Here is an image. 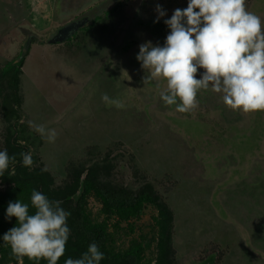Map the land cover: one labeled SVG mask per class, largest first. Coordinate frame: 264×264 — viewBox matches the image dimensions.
<instances>
[{"label":"rangeland","instance_id":"rangeland-1","mask_svg":"<svg viewBox=\"0 0 264 264\" xmlns=\"http://www.w3.org/2000/svg\"><path fill=\"white\" fill-rule=\"evenodd\" d=\"M103 1H119L105 33L97 20L70 39L49 42L61 26L90 19ZM157 5L166 11L158 22ZM185 7L187 0H0V66L30 40L18 96L0 110V150L15 156V174L10 165L0 193L26 177L64 208L85 181L133 190L150 183L171 213L165 252L157 246L160 206L148 205L131 231L125 223L115 227L88 199L92 221L109 224L108 249L115 254L143 234L139 264H264V110H232L221 94L201 90L197 107L178 112L160 99L166 80L152 79L136 59L142 43L165 41L151 27ZM246 8L264 19V0H246ZM105 93L124 107L106 105ZM29 121L54 128L55 142L41 138ZM29 151L33 164L24 167L21 153ZM1 210L0 237L13 227ZM86 251L70 231L58 264ZM14 259L47 264L18 260L0 239V264Z\"/></svg>","mask_w":264,"mask_h":264},{"label":"clouds","instance_id":"clouds-1","mask_svg":"<svg viewBox=\"0 0 264 264\" xmlns=\"http://www.w3.org/2000/svg\"><path fill=\"white\" fill-rule=\"evenodd\" d=\"M156 10L158 22L166 11L161 5ZM164 23L170 31L163 45L142 43L136 59L152 79L166 80V88L159 92L166 106L189 112L198 105V93L211 90L221 94L232 110H264V19L247 10L246 0H187V7L175 9ZM101 99L106 105L124 107L106 93ZM28 123L41 138L55 142L54 128ZM21 156L22 165L31 167V151ZM14 161L6 148L0 150V177L10 165V175L15 174ZM61 203L35 189L30 197L33 214L28 203L9 201L5 219L15 217L16 224L0 239L10 246L13 256L58 264L71 231L67 224L71 213ZM103 259L104 253L93 242L80 258H68L65 264H100Z\"/></svg>","mask_w":264,"mask_h":264},{"label":"trees","instance_id":"trees-1","mask_svg":"<svg viewBox=\"0 0 264 264\" xmlns=\"http://www.w3.org/2000/svg\"><path fill=\"white\" fill-rule=\"evenodd\" d=\"M117 1L110 7L105 6V1L98 2L94 9L90 21L80 29H84L92 22L102 20L103 25L101 32H106L105 27L108 23H113L112 13L118 8ZM97 11V12H96ZM107 24H106V23ZM170 29L165 23L155 24L151 27V33L156 39H161L167 35ZM73 37V36H71ZM70 37V38H71ZM68 38V39H70ZM33 39V38H32ZM30 40H27L23 49L12 59L4 62L0 66V110L2 105L6 103L11 96H18L19 92V76L21 67L24 62L26 52L28 50ZM33 184L30 178H19L13 184L6 187L5 193H0V208L2 215L5 216L6 208L9 201L17 199L24 203H28L29 214L35 212L30 204V197L33 191ZM92 197L99 205L101 212L107 219L114 220L115 227H121V223L126 224V228L134 230L133 220L140 218L144 209L148 205H158L162 208L161 217L157 221L159 226L157 234V246L159 250L166 251L170 246L169 225L171 213L167 207L159 201V195L150 183H146L137 190L122 187H109L85 181L82 193L76 198L73 204L65 205L64 209L70 212L67 224L75 236L76 243L84 250L88 249L89 244L95 242L99 246V250L104 253L105 264H139L143 255V245L145 243L143 234H140L139 241L132 242L130 248L126 252L114 253L108 249L111 242V234L109 232V224L107 222H94L87 210L88 199ZM11 226H15L16 218L12 217L9 221ZM16 264V259L13 260Z\"/></svg>","mask_w":264,"mask_h":264},{"label":"water","instance_id":"water-1","mask_svg":"<svg viewBox=\"0 0 264 264\" xmlns=\"http://www.w3.org/2000/svg\"><path fill=\"white\" fill-rule=\"evenodd\" d=\"M107 7H110L108 5ZM89 16L85 15L77 20H73L64 26H62L50 39L49 42L56 43V42H62L73 35L76 31H78L80 28L85 26L89 22ZM83 186V183H82Z\"/></svg>","mask_w":264,"mask_h":264},{"label":"flooded vegetation","instance_id":"flooded-vegetation-1","mask_svg":"<svg viewBox=\"0 0 264 264\" xmlns=\"http://www.w3.org/2000/svg\"><path fill=\"white\" fill-rule=\"evenodd\" d=\"M81 17H83V16H81ZM81 17H80V18H81ZM78 19H79V18H78ZM76 20H77V19H76ZM61 27H62V26H61ZM61 27H60V28H61ZM60 28H58V29L54 32V34H55ZM74 34H75V33H73L72 36H74ZM70 37H71V36H70Z\"/></svg>","mask_w":264,"mask_h":264}]
</instances>
